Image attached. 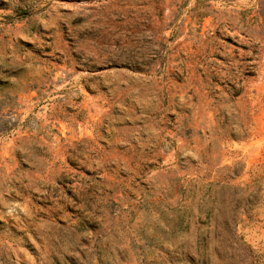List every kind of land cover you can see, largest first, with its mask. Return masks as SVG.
<instances>
[{
  "label": "rangeland",
  "instance_id": "374dc122",
  "mask_svg": "<svg viewBox=\"0 0 264 264\" xmlns=\"http://www.w3.org/2000/svg\"><path fill=\"white\" fill-rule=\"evenodd\" d=\"M0 264H264V0H0Z\"/></svg>",
  "mask_w": 264,
  "mask_h": 264
},
{
  "label": "trees",
  "instance_id": "16d2710c",
  "mask_svg": "<svg viewBox=\"0 0 264 264\" xmlns=\"http://www.w3.org/2000/svg\"><path fill=\"white\" fill-rule=\"evenodd\" d=\"M238 93H239L238 90H236L235 93H234V95H237Z\"/></svg>",
  "mask_w": 264,
  "mask_h": 264
}]
</instances>
